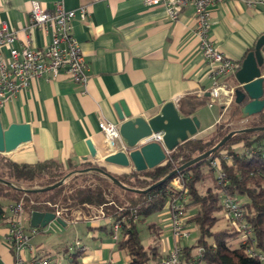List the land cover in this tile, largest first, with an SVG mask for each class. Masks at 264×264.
<instances>
[{
    "label": "crops",
    "instance_id": "0c3cea01",
    "mask_svg": "<svg viewBox=\"0 0 264 264\" xmlns=\"http://www.w3.org/2000/svg\"><path fill=\"white\" fill-rule=\"evenodd\" d=\"M33 1H38L47 11H53L59 2L68 10L87 8V18L74 19L73 33L90 71L85 87L66 75L52 81L34 79L28 89L0 103V120L5 129L14 123L29 124L32 128V143L5 155L13 161L34 164L57 160L79 166L86 163L84 159L94 161L87 145L92 141L101 156L100 166L111 174L128 173L134 168L103 161L109 153L100 123L120 125L114 108L116 103L124 101L133 117L150 119L158 115L166 103L175 102L183 115L199 119L201 128L195 140L210 139L216 127L232 112V107L224 111L219 105H210L211 71L199 47L193 7L184 9L173 21L165 8L150 6L146 0H0V28L7 24L11 30L19 32L16 48L25 43L24 30L30 25ZM210 13L211 39L224 54L241 65L264 35V4L248 7L237 0H226L212 6ZM51 38V33L41 27L31 30L35 49H46ZM4 55L9 56L8 48L4 49ZM221 81L239 87L235 74ZM232 106H236L235 103ZM246 124L247 119L241 118L231 126L238 131ZM173 185L179 189L175 182ZM10 204L0 198V264L15 262L4 240ZM80 221L89 231L87 239L93 241L92 245L81 247L82 264H106L110 260L112 264H125L128 261L110 233L111 219L98 215L97 219ZM173 221L169 204L150 220L159 227V250L164 256L177 246L191 245L192 236L198 234L195 226L184 225L190 236L177 240L172 232ZM23 222L27 230L32 228L25 215ZM60 228L61 225L51 232H43V238L39 236L41 233L32 238L36 256L50 258L46 244L54 239L49 233ZM146 230L151 244L152 235L147 225ZM65 248L61 246L62 250ZM25 256L30 258L32 254L26 252Z\"/></svg>",
    "mask_w": 264,
    "mask_h": 264
},
{
    "label": "trees",
    "instance_id": "16d2710c",
    "mask_svg": "<svg viewBox=\"0 0 264 264\" xmlns=\"http://www.w3.org/2000/svg\"><path fill=\"white\" fill-rule=\"evenodd\" d=\"M239 115L240 107L232 106V112L216 127L210 139L189 140L179 145L160 167L144 172L134 170L112 174L122 186L97 171H85L99 166L85 163L77 166L57 160L22 164L0 153V180L15 186L0 182V198L11 204L22 202L28 221L36 211L55 213L61 202L66 220L75 210L81 209L89 220L97 219L98 215L111 219V235H114V225H119L116 246L128 256L125 264H162L166 256L159 250V227L147 221L168 204L177 202L181 206L179 215L184 225H193L198 232L191 245L179 248L182 264H262L259 255L264 254V110L249 117L245 128L236 132L225 146L207 159L152 188L182 165L214 148L234 131L231 124ZM255 128L263 129L248 130ZM223 156L226 157L222 159ZM218 158L221 159V172L212 165ZM72 174H76L77 181L90 175L98 182L79 186L70 195L63 194L65 185L42 191ZM177 178L183 189L173 185ZM240 196L246 199L241 204L237 202L244 213L246 230H240L239 225L227 218L223 204L228 197L237 201ZM190 211L194 212L190 214ZM1 212H4L2 208ZM221 212L223 216L219 215ZM223 219L227 226L215 231V225ZM140 224H146L152 235L148 246L142 242ZM81 249L71 251L67 247L63 250L68 253L65 260H51V264H82L84 252Z\"/></svg>",
    "mask_w": 264,
    "mask_h": 264
},
{
    "label": "built area",
    "instance_id": "2783aa9c",
    "mask_svg": "<svg viewBox=\"0 0 264 264\" xmlns=\"http://www.w3.org/2000/svg\"><path fill=\"white\" fill-rule=\"evenodd\" d=\"M226 0H146L150 6H161L166 9L169 17L175 21L187 7H193L196 20V34L199 40V47L202 55L210 67L211 87L210 105H219L222 110H229L235 103L236 87L222 82L223 77L236 75L240 64L224 54L210 37L211 30V7ZM238 2L253 7L263 5L264 0H237ZM89 15L86 7L75 10L66 9L62 2L56 4L53 11L45 10L38 1L32 2L30 15V25L24 30L26 40L21 48H16L14 44L20 38L19 32L13 31L7 24L0 28V103L10 101L21 91L28 89L34 79H44L52 81L61 75H66L75 83L86 86L88 82L89 65L86 62L82 48L73 33V21L79 16L82 19ZM41 27L52 35L51 42L46 49H35L32 47L31 30ZM9 49V56L4 55V49ZM100 129L106 137L108 145L113 142L122 141V136L118 125L101 122ZM145 142L162 143V134H153L145 139ZM226 156H223L224 159ZM220 158L213 161V167L219 172ZM222 174L220 173V176ZM104 176V175H103ZM174 182L179 189H183L180 179ZM225 214L240 230H246L247 224L244 222V213L239 204L233 198H226L223 202ZM173 214L172 232L177 240L188 239L190 233L184 228V222L179 215L181 206L177 202L170 205ZM8 226L4 238L7 247L12 251L14 264H51L48 257H38L35 255V248L31 243L33 237L43 232H51L55 226L60 224L54 220L44 229L31 228L27 230L24 226V205L22 202L12 203L7 207ZM56 218L66 221L63 210L55 212ZM70 219L74 222L89 220L88 216L81 213H73ZM114 238L117 240L119 225H114ZM31 253L30 258H26L25 253ZM179 247L173 248L163 259L162 264H182ZM264 264V254L259 255ZM110 260L106 264H112Z\"/></svg>",
    "mask_w": 264,
    "mask_h": 264
},
{
    "label": "water",
    "instance_id": "95a60500",
    "mask_svg": "<svg viewBox=\"0 0 264 264\" xmlns=\"http://www.w3.org/2000/svg\"><path fill=\"white\" fill-rule=\"evenodd\" d=\"M236 80L239 83L235 92V104L240 107L242 119H248L264 110V35L256 42L255 48L250 51L242 61L237 71ZM119 119V131L122 141L113 142L107 146L108 155L103 161L107 164L130 168L133 167L137 172H144L162 166L171 151H174L179 145L195 140L199 133L201 124L195 116L183 115L175 102L166 103L160 113L150 119L145 117H133L129 106L120 101L114 105ZM255 128L248 130H260ZM238 131H232L223 138L214 148L206 153L192 159L182 165L162 181L152 186L156 187L170 180L180 171L207 159L211 154L225 146L228 140ZM162 134V143L145 142V139L153 134ZM32 143V128L29 124L10 125L7 129L3 127L0 120V153L4 155L11 154L22 146ZM90 155L96 162H100L101 156L94 147L92 141L87 142ZM90 160L84 159V162ZM85 171H97L105 177L112 180L119 186L122 184L108 171L102 167H90ZM0 182L15 187L11 182L0 180ZM65 180L49 186L42 191L56 189L64 184ZM136 192H146L147 190H134ZM56 220L59 224L66 226V223L56 218L55 213L33 212L30 217V225L33 228L44 229L51 222Z\"/></svg>",
    "mask_w": 264,
    "mask_h": 264
},
{
    "label": "rangeland",
    "instance_id": "374dc122",
    "mask_svg": "<svg viewBox=\"0 0 264 264\" xmlns=\"http://www.w3.org/2000/svg\"><path fill=\"white\" fill-rule=\"evenodd\" d=\"M238 117H241V115L239 116H236L234 122L235 124H237L239 122V118ZM4 155V154H2ZM5 156V155H4ZM8 157V156H6ZM92 162V161H91ZM91 162H86L85 164H88L90 166H100V162H96V161H93L92 163ZM76 174H72V175H69L67 177H65L63 180H65L64 184L66 186V189L64 191V195H70L72 193V191L79 187V186H86V185H95L97 184V180L94 178V177H86L85 179H79V181H77L78 179H75ZM18 186V185H17ZM20 187V185H19ZM37 188V186L35 187ZM246 199L242 196L240 197H237V202L239 204L243 203ZM59 208L60 210H63L64 211V204L63 202L59 203ZM92 211L94 212V210L92 209ZM75 215L76 213H81L83 216H85V212L81 209V210H75L73 212ZM65 214V212H64ZM220 216H223V213H219ZM87 216V215H86ZM154 217V215H152L150 217V219H148L147 222L150 223V220H152V218ZM64 218H67L66 216H64ZM70 223H66V226H62V229L60 228V230H57V231H54L53 233H49L52 238L54 239L53 241H51L50 243L47 242L46 244V250L49 252V256L50 258L55 261L56 258H62V261L65 260V256L68 254L67 252L63 251L61 249V246L62 247H68L71 248V251L74 250L75 248H78V247H82L85 245L87 246H90L92 245L93 241L91 240H88L87 239V234H88V230L86 228V225L85 223L81 222V221H77V222H74V219H69V220H66ZM64 220V222H66ZM226 220L223 219V220H220L214 227V230L215 231H218V230H221L222 228H224V225L226 224ZM57 227H60V226H57ZM139 229H141V239H142V242L145 246H148L150 244L149 242V238H148V235L146 233V225L144 224H140V227ZM198 234H195L192 236L191 238V241L193 242L195 240V237L197 236ZM41 238L44 237V234H40L39 235ZM244 237V234L243 236L241 237V239H243ZM70 251V252H71Z\"/></svg>",
    "mask_w": 264,
    "mask_h": 264
}]
</instances>
